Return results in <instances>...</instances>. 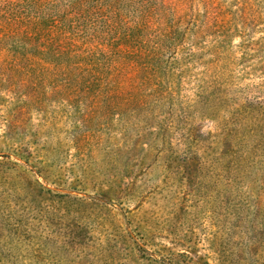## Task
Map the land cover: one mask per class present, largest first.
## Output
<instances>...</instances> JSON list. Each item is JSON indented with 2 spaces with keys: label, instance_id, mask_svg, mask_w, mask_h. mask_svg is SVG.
Returning a JSON list of instances; mask_svg holds the SVG:
<instances>
[{
  "label": "rangeland",
  "instance_id": "374dc122",
  "mask_svg": "<svg viewBox=\"0 0 264 264\" xmlns=\"http://www.w3.org/2000/svg\"><path fill=\"white\" fill-rule=\"evenodd\" d=\"M73 1L0 9L72 17ZM83 10L79 36L131 35L159 67L94 57L86 86L119 81L122 101H66L62 82H28L41 101L19 119L0 72V264H264V0Z\"/></svg>",
  "mask_w": 264,
  "mask_h": 264
},
{
  "label": "trees",
  "instance_id": "16d2710c",
  "mask_svg": "<svg viewBox=\"0 0 264 264\" xmlns=\"http://www.w3.org/2000/svg\"><path fill=\"white\" fill-rule=\"evenodd\" d=\"M86 2L87 0H75L65 9L73 13L72 17L69 13L46 14L44 10L34 15L26 7L35 8L38 5L35 2L10 4L0 9V58L5 55L4 60L0 61V72L10 70L11 83L8 84L9 90L1 93L12 96L15 101V118L19 119L24 111L41 101L38 97H31L27 91L28 82L34 81L40 85L46 81L52 84L62 82V86L57 89L60 92L62 90L61 94L66 101L92 100L104 102V106L111 105L114 100L122 101L123 87L119 81H107L98 90L90 85L86 86L88 84L85 71L92 70L89 69L90 66L96 67V64L91 65L94 57L110 58L105 68L114 71H119L116 66L118 63H130L131 59L135 62L145 60L151 65L154 61L153 71L158 69L157 50H144L131 35L119 38L118 44L114 41L106 42V37L97 34L86 33L84 37L79 36L78 30L73 27L74 20L77 15L79 19L86 18L83 10ZM208 9L215 12L211 5H208ZM101 70L103 69L98 70L99 75ZM91 96L93 98H89ZM32 99L36 103L31 106ZM82 120L83 126L90 121L85 117ZM74 139H77L75 144L82 141L76 137ZM16 143L20 141L17 140ZM21 158L30 163L28 157L21 155ZM73 190L78 191L76 188Z\"/></svg>",
  "mask_w": 264,
  "mask_h": 264
}]
</instances>
